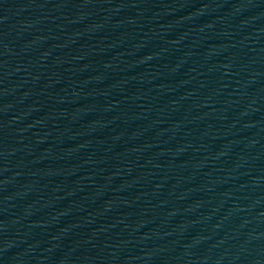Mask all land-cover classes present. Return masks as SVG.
Instances as JSON below:
<instances>
[{
	"label": "water",
	"instance_id": "1",
	"mask_svg": "<svg viewBox=\"0 0 264 264\" xmlns=\"http://www.w3.org/2000/svg\"><path fill=\"white\" fill-rule=\"evenodd\" d=\"M34 264H264V0H129Z\"/></svg>",
	"mask_w": 264,
	"mask_h": 264
}]
</instances>
